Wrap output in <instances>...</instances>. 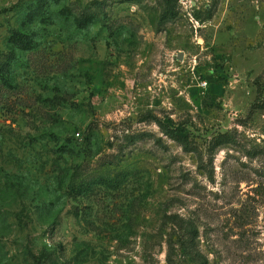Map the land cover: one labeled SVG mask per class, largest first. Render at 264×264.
Returning <instances> with one entry per match:
<instances>
[{
    "label": "rangeland",
    "instance_id": "1",
    "mask_svg": "<svg viewBox=\"0 0 264 264\" xmlns=\"http://www.w3.org/2000/svg\"><path fill=\"white\" fill-rule=\"evenodd\" d=\"M36 1L0 0V264H264V0Z\"/></svg>",
    "mask_w": 264,
    "mask_h": 264
},
{
    "label": "trees",
    "instance_id": "2",
    "mask_svg": "<svg viewBox=\"0 0 264 264\" xmlns=\"http://www.w3.org/2000/svg\"><path fill=\"white\" fill-rule=\"evenodd\" d=\"M177 1L178 0H163V5L159 13V20H158L159 24H166L167 22H172L179 16V8L177 6ZM34 3H35V7L33 9L35 12H38L35 15H41V16L44 15L46 12L44 7L47 5V0H38ZM210 8L211 7L205 8V11L209 12L208 17H206V19L211 18L210 11H209ZM199 13L200 11H195L193 13L195 18L199 20H204L199 16ZM87 17H91V15H87ZM15 35L17 36L18 33L12 34L13 38ZM14 40L16 41L17 39L14 38ZM21 42L22 41L19 42L20 44L18 43V46L22 44ZM7 57L8 58L6 61L5 60L0 61V82L3 83V85L9 84V81L11 80L10 64L13 61L12 54H9V56ZM252 108L264 111V92L262 90H259V88L257 90V96L252 105ZM156 122L165 135H167L172 140L181 144L185 150H189V151L193 150V148L190 147L189 145L190 143L186 136L179 135L175 130L171 129L169 126L164 124L162 121H156ZM142 136H144V134L132 135L129 137V142H134L135 140L142 138ZM228 142H230V139L227 133L219 134L213 143V148L216 146H220L221 144L228 143ZM166 218H172V217L168 216ZM172 250H173V245L171 241L169 240L168 241V251L166 253L167 264H173ZM196 255L200 257L201 259L200 261L202 264H207L206 258L202 257L198 253Z\"/></svg>",
    "mask_w": 264,
    "mask_h": 264
},
{
    "label": "built area",
    "instance_id": "3",
    "mask_svg": "<svg viewBox=\"0 0 264 264\" xmlns=\"http://www.w3.org/2000/svg\"><path fill=\"white\" fill-rule=\"evenodd\" d=\"M187 3H190L189 5H187ZM180 5H178L179 8V12L181 11V13L183 14H187L189 16V19L192 23H196L197 25H199V19L195 18L193 12H194V7L192 4V0H181L180 1Z\"/></svg>",
    "mask_w": 264,
    "mask_h": 264
},
{
    "label": "water",
    "instance_id": "4",
    "mask_svg": "<svg viewBox=\"0 0 264 264\" xmlns=\"http://www.w3.org/2000/svg\"><path fill=\"white\" fill-rule=\"evenodd\" d=\"M177 58H178V59H181V54H179Z\"/></svg>",
    "mask_w": 264,
    "mask_h": 264
}]
</instances>
